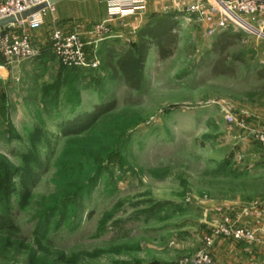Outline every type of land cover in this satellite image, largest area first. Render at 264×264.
Wrapping results in <instances>:
<instances>
[{
	"label": "rangeland",
	"instance_id": "obj_1",
	"mask_svg": "<svg viewBox=\"0 0 264 264\" xmlns=\"http://www.w3.org/2000/svg\"><path fill=\"white\" fill-rule=\"evenodd\" d=\"M85 1L91 14L107 2ZM215 1L147 0L145 10L175 11L180 23L170 56L151 48L140 91L112 80L99 44L53 23V8L29 29L37 55L0 80V213L15 223L0 228V264H180L226 217L238 220V191L264 190V170L238 175V105L264 100L255 73L264 58L235 42L228 51L245 53V63L212 71L217 55L205 56L214 28L192 8ZM101 22L92 28L98 42L110 31L96 33ZM56 27L79 33L99 66L62 65L52 50ZM204 226L212 233L201 235Z\"/></svg>",
	"mask_w": 264,
	"mask_h": 264
},
{
	"label": "crops",
	"instance_id": "obj_2",
	"mask_svg": "<svg viewBox=\"0 0 264 264\" xmlns=\"http://www.w3.org/2000/svg\"><path fill=\"white\" fill-rule=\"evenodd\" d=\"M99 4V3H98ZM91 3L85 0H61L57 2L52 11L49 12L52 16L53 23H57L60 27L65 30L72 31L70 29H79L83 31L87 44L89 46L95 45L98 48L100 46L99 53L102 52V48L105 46L110 47H120L126 48L128 46L134 45L137 40V34L140 31L143 24L147 21L149 16L153 14V9L150 5L140 16L126 18L125 23L117 24L116 21L109 23L110 31L104 40L98 42L93 36V25L98 21H104L109 17V5L108 0L106 3H100L99 9H94L95 11L91 14L90 9ZM149 8V10H148ZM48 9L45 12L48 14ZM166 12V9L164 10ZM162 12L160 14H162ZM178 19V18H177ZM51 21V23H52ZM215 19H210L207 26H212L215 39L217 36L223 32L231 30L233 32L239 33L240 36L236 40V43L243 44L245 53H250V58L253 57H263L264 58V37H257L253 35H245L242 31L233 27L232 29H223L215 23ZM69 22V23H67ZM87 23L90 24V29L86 30ZM178 19V24H179ZM178 26V25H177ZM86 27V28H85ZM176 27V26H175ZM175 27L172 28L173 33ZM70 28V29H69ZM210 28V27H209ZM79 31V32H80ZM156 56V48L153 47L151 50ZM250 51V52H248ZM242 51L238 52L242 54V57H246V54ZM245 59V58H244ZM23 62L10 66L7 69L0 68V80L8 79L10 74L15 70L21 71L19 66ZM244 62L238 63L243 64ZM264 65H259L255 68V73L258 80L264 81V78L258 77V70L263 68ZM264 95V94H263ZM243 124V125H240ZM264 129V100L260 101L259 104L255 105H238V151L242 153L243 160L238 161V175L239 177H253L258 176L257 174L264 170V147L260 149L254 144L256 139L252 132L254 130ZM238 152V153H239ZM245 155H244V154ZM241 155V154H239ZM242 179V178H241ZM238 179V180H241ZM264 200V190H255L254 193L250 195L242 194L238 191V221L239 223L255 234L254 240L251 242L235 241L232 239H225L221 237H216L214 243L211 246V254L214 259V264H264V208L255 207V204ZM201 235H209L212 233V227L204 226L199 230Z\"/></svg>",
	"mask_w": 264,
	"mask_h": 264
},
{
	"label": "built area",
	"instance_id": "obj_3",
	"mask_svg": "<svg viewBox=\"0 0 264 264\" xmlns=\"http://www.w3.org/2000/svg\"><path fill=\"white\" fill-rule=\"evenodd\" d=\"M44 1L47 0H0V19L20 15ZM109 2L108 20L97 26L96 33L106 32L107 24L112 21L142 15L147 0H109ZM46 9L0 29V55L3 58V63L0 64L1 69H7L37 55L38 49L33 43L29 29L43 24V13ZM192 12L199 15L204 22H207V19H215V23L221 28L231 25L245 35L264 37V0H216L214 3H200L193 6ZM19 27L25 28L19 33H14V29ZM210 32L212 33L213 29ZM51 39L52 50L63 65L87 68L99 66L96 55L91 59L88 57L85 42L79 33H67L56 27ZM226 119L232 121L233 116L229 114ZM240 125L243 124L240 123ZM252 134L264 145V129L254 130ZM239 159H242V155ZM255 206L264 208V200ZM254 236V232L243 227L237 219L226 217L222 224L214 230L213 235L205 238L204 247L192 259L182 260L180 264H214L210 248L216 237L251 242Z\"/></svg>",
	"mask_w": 264,
	"mask_h": 264
},
{
	"label": "trees",
	"instance_id": "obj_4",
	"mask_svg": "<svg viewBox=\"0 0 264 264\" xmlns=\"http://www.w3.org/2000/svg\"><path fill=\"white\" fill-rule=\"evenodd\" d=\"M178 25L177 13L170 11L162 14H151L137 34L134 45L126 49L105 48L102 53L103 64L106 69L111 70V79L122 81L129 91H140L145 85V72L149 52L152 47L156 48L159 58L171 55L172 47L176 42V35L171 30ZM232 29L231 25L227 27ZM239 33L231 30L221 32L207 51L217 55L211 63L212 71L216 74H231L235 69V63L244 62L241 53L230 54L228 49L234 45ZM3 62V60H2ZM63 65V64H62ZM65 66V65H64ZM67 67V66H66ZM69 67V66H68ZM258 77L264 78V67L258 70ZM2 89H0V92ZM110 105L104 109L97 106L98 112L108 111ZM95 118H91L90 122ZM86 123H81L77 132L84 130ZM15 227L12 215L0 213V228L11 230Z\"/></svg>",
	"mask_w": 264,
	"mask_h": 264
},
{
	"label": "water",
	"instance_id": "obj_5",
	"mask_svg": "<svg viewBox=\"0 0 264 264\" xmlns=\"http://www.w3.org/2000/svg\"><path fill=\"white\" fill-rule=\"evenodd\" d=\"M61 0H47L42 2L41 4L37 5L34 8H31L25 12H23L20 15L17 16H9L3 19H0V29L7 27L8 25L11 24H15L23 19L29 18L32 15L45 10L46 8L50 7V6H54L57 2H59Z\"/></svg>",
	"mask_w": 264,
	"mask_h": 264
}]
</instances>
